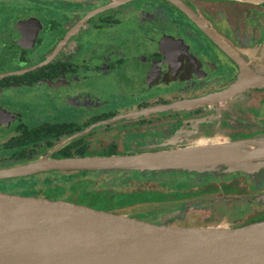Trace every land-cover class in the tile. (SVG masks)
I'll list each match as a JSON object with an SVG mask.
<instances>
[{
  "label": "flooded vegetation",
  "instance_id": "af4514ba",
  "mask_svg": "<svg viewBox=\"0 0 264 264\" xmlns=\"http://www.w3.org/2000/svg\"><path fill=\"white\" fill-rule=\"evenodd\" d=\"M16 1L24 2V9H33L41 18L17 15L10 26L3 21L0 101L2 97L17 103L23 99L16 96L18 91L41 88L57 97L60 108L74 118L66 116L72 121L53 120L28 127L19 114L5 110L0 104V167L33 161L49 152L52 159H65L62 155L67 153L85 157L137 155L192 148L200 146V141L210 142L216 137L235 141L240 140L236 139L238 136L243 139L264 136V97L253 101V95L264 93V89H249L253 92H249L247 99L240 98V92L222 101L191 108L157 110L222 92L233 85L238 74L236 65L166 1ZM178 1L234 48L246 52L264 49V4L236 0ZM240 8L244 10L240 13L241 25L237 19L230 26L228 18L240 12ZM31 59L37 60L29 64ZM188 93L190 96L185 97ZM179 94L184 96L177 97ZM115 105L133 109L120 112ZM90 126L93 127L83 133ZM45 128L50 129L45 141L22 146L23 141L19 140ZM18 153L23 156H16ZM131 172L136 174L128 180H137L139 188L156 190L163 196L156 203L131 204L165 206V210H157L159 216H154L157 223L142 221L172 224L179 214L196 213L200 208L207 212L200 226L218 222L224 215L239 214L237 218L228 217L233 221L231 228L264 220V182L260 181L264 180V169L248 176L224 174L225 168L220 167L215 175L201 178V183L183 188L158 179L161 175L196 178L197 174L173 170ZM116 180L119 178L113 181ZM84 188L61 190L67 199L57 197L59 193L52 188L31 196L53 193L54 198H44L86 205L87 199L79 198L81 191L86 194ZM72 196L76 202L70 200ZM164 212L170 214L168 219H163ZM143 214L137 212L131 217ZM254 215L262 218L248 221Z\"/></svg>",
  "mask_w": 264,
  "mask_h": 264
},
{
  "label": "water",
  "instance_id": "95a60500",
  "mask_svg": "<svg viewBox=\"0 0 264 264\" xmlns=\"http://www.w3.org/2000/svg\"><path fill=\"white\" fill-rule=\"evenodd\" d=\"M164 1L182 12L232 61L238 74L233 85L222 92L157 110L191 108L222 101L245 90L264 89L262 49L240 51L180 1ZM236 1L264 4V0ZM249 62L258 70H253ZM152 111L156 109L149 112ZM226 145L251 149L238 155H223ZM206 146L210 150L204 151ZM220 167L226 172L244 173L263 169L264 136L137 155L52 159L49 152L33 161L0 168V181L52 171L203 172ZM0 264H264V220L234 228L175 227L63 200L0 193Z\"/></svg>",
  "mask_w": 264,
  "mask_h": 264
},
{
  "label": "rangeland",
  "instance_id": "374dc122",
  "mask_svg": "<svg viewBox=\"0 0 264 264\" xmlns=\"http://www.w3.org/2000/svg\"><path fill=\"white\" fill-rule=\"evenodd\" d=\"M23 5H24V2H22V1L20 2V1H16V0H0V33L2 31L3 25H5V23H3V21L8 22L7 25L10 26L11 25L10 22H12L13 19L15 17H17V15H19L21 17H24V15H31V16L36 17V18H41L40 13L35 14V12H33V9H31V10L24 9ZM240 10H241L240 12L232 14L228 18L230 26H232L235 23V20L240 19V16H241L240 13L241 12L243 13V11H244L241 8H240ZM43 11H45V10H43ZM46 12L49 13V11H45V14H46ZM241 21H242V19H240V21H238L239 25H241V23H242ZM9 29L10 28H5L4 30L8 31ZM43 38L45 39L46 36L44 35ZM4 40H6V38H4L2 41H4ZM262 50L264 52V49H262ZM258 54H261V53L259 52ZM244 58H245V60H247L246 57H244ZM36 60L37 59H31L30 61H28V63L32 64V63L36 62ZM249 65L251 66V68L253 70H258L252 62H249ZM4 67L6 68L7 65H5ZM1 71H4V69ZM231 83H233V81ZM231 83H229V84H231ZM134 84H135V82H134ZM136 87L134 86V88H136ZM122 88L126 89L125 86ZM213 88H215V86L211 87V89H213ZM137 89H138V87L136 88V90ZM29 91L28 90H23L22 92L18 91L16 96H19L23 99L18 100L17 103H13L12 99H9L7 97H6L7 99L1 97L2 100L0 101V104L3 105L2 107L5 108V110L16 112L17 114H19V116L21 117V122L28 127H33L40 122H49V121H53V120L72 121L70 118H67L66 116H70V117L74 118L73 116L70 115L69 112H67V114H65V111L62 108H60L61 104H59L57 102V97L54 98V96L52 94H47L45 92V90H42L41 88H35V90H32L31 92H29ZM250 91H251V93L253 92L252 90H245L244 92H242V96H239V97L243 98V99L244 98L247 99L246 96L249 94ZM165 92H167V91H165ZM194 94H195V92L193 93V95ZM152 96L153 95H148L149 98H151ZM165 96L166 95H163V97H165ZM180 96L182 97L184 95L179 94L177 97H180ZM189 96H190V93H188L187 96H185V97H189ZM116 97H118V95H116ZM260 97H264V93H257L255 95H253V101L257 100L258 98L260 99ZM140 98H144V97L141 96ZM115 106L118 107L117 110H119L120 112H125V111H129V110L133 109V107L122 108L121 106H118V105H115ZM242 136L244 137V135H242ZM239 137H241V136H238L236 139H240V140L243 139V138H239ZM221 142H223V140L221 138L216 137V138L212 139L210 142H205L202 145L205 146V145H211V144H218ZM194 145H197V144L194 143ZM194 145H192V146H194ZM263 169H264V167H263ZM218 171L219 170L203 171V172L181 171V172H184L187 174H197V177L195 178L194 176L193 177L192 176L177 177V176H173V175L172 176L161 175V178H159L158 180L163 181V183H165L164 181H171V182H173L171 184V186L183 188L187 185H191V184H195V183L199 184L203 181L202 180L203 178L215 175V173ZM257 172L244 173V172L233 170L230 172H224V174L225 173L226 174L241 173L244 175L251 176V175L256 174ZM221 177H223V174ZM260 181L264 182L263 179H261ZM113 182H116V184H121L120 179L116 180V181L109 180V181H107L106 184L104 182H101L100 187L104 186L106 189H108L109 187H111ZM26 185H29V181H27V180L13 181L10 183H7V182L3 183L0 181V193L23 194V192L25 191V188L27 187ZM34 186H43V185L40 182H38ZM39 190L42 191L43 189L39 188ZM48 190H50V189H48ZM46 191H47V189H45L43 191V193H47ZM37 193H39V192H37ZM56 193L57 194L59 193V194L58 195L53 194V193L52 194H43V196L51 199V198H54V197H51L52 195H56L57 197L67 199V197L60 190H57ZM105 195H108V194L105 191H101V190H99V192H95V193L90 192L89 194H83V192L81 191L79 193V196H80L79 198H80V200L81 199L86 200L90 197H94L93 200L102 202L105 200ZM123 197H127V196H118V197L112 196L107 200L115 201L117 198L121 199ZM75 199H76L75 196H72V199H70V200L76 202ZM159 209H161L160 211L165 210V206L162 204H160V205H158V204H153V205L152 204L125 205L124 207H122L120 209H116L115 212L122 214V215H125V216H128V217H131L132 215L136 214L137 212H141V213H144L143 216L139 217V216L135 215L134 217H136L137 219H140V220H148V221H151L153 223H157L154 220V216H156V215L159 216L158 214H160V212L157 211ZM223 210H221V211H223ZM223 212H226V211H223ZM227 212H228V210H227ZM238 212L240 213V211H238ZM206 215H207V212L203 211V209L200 208L199 210L196 211V213H188L186 215H182V213H181L178 216V220L173 221L172 224H165V225H171V226H175V227L219 226V227H228L229 228V227H231V224L233 222V221L228 220V217H231V216L226 217L224 215L222 217V219H220V221H218V222L212 221V222H209L205 226H203V225L200 226V223L204 222ZM241 215H242V212L240 213V216ZM162 216H164L163 219H168L170 217V214H168V212H164V214ZM238 216H239V214L234 215L231 217V219L237 218ZM261 218L262 217L260 215H254L253 217L249 218L248 221L255 222V221H259ZM236 223H239V222H236Z\"/></svg>",
  "mask_w": 264,
  "mask_h": 264
},
{
  "label": "trees",
  "instance_id": "16d2710c",
  "mask_svg": "<svg viewBox=\"0 0 264 264\" xmlns=\"http://www.w3.org/2000/svg\"><path fill=\"white\" fill-rule=\"evenodd\" d=\"M49 128H45L39 131L34 132V134H28L26 138L19 140L23 141L22 146H25L27 144H40L41 141H45L49 137ZM15 141V140H13ZM231 141V140H229ZM49 146V145H48ZM63 154V153H62ZM16 156H23V153H18ZM85 157L83 154L78 155H72L70 153L63 154L62 157L64 158H71V157ZM114 156V155H112ZM15 165V164H14ZM12 166V164H8L5 166H2L0 168L9 167ZM92 173L96 176H92ZM83 172V171H77V172H67L66 175L61 174V172H49L41 175H33L29 177H23L18 179H12V180H5L1 181L3 183L7 182H13V181H29V185H26L25 191L23 194L20 195H26L31 196L37 194L39 190L36 189L34 186L36 183L40 182L43 186V189H50L53 190H76L79 188H82L85 186L84 190H87L86 194L95 193L101 191H105L108 195H105V200L100 202L93 200L94 197H90L86 200L85 204L89 207H92L94 209L98 210H105V211H114L115 209H120L124 207L125 205H131V204H137V203H156L154 201H157L159 199H163V196L161 193L157 192H149L147 191L146 187L139 188L136 186L137 180L131 181L128 180L129 177H131L132 174H136L135 172L131 171H118V170H106V171H94V172ZM103 173V174H102ZM75 174V176H74ZM102 174V175H101ZM54 175L57 178L50 179L49 176ZM104 177V178H103ZM116 178H119L121 181V184H116V182H113L111 187L106 189L104 186L99 187V184L101 181H105L107 183L108 180H115ZM105 185V184H104ZM107 186V185H106ZM89 190V191H88ZM27 192V193H26ZM167 195H175V194H168ZM115 196H127L123 198H117L115 201L107 200L110 197ZM161 201V200H160ZM158 202V201H157Z\"/></svg>",
  "mask_w": 264,
  "mask_h": 264
},
{
  "label": "bare ground",
  "instance_id": "6f19581e",
  "mask_svg": "<svg viewBox=\"0 0 264 264\" xmlns=\"http://www.w3.org/2000/svg\"><path fill=\"white\" fill-rule=\"evenodd\" d=\"M198 144H203V141H200ZM201 147V146H199ZM205 149H209V146L204 147L203 150L206 151ZM251 149L250 146H244V147H236V146H230L226 145V147L221 151V154L223 155H238L241 153H244L246 151H249ZM210 150V149H209Z\"/></svg>",
  "mask_w": 264,
  "mask_h": 264
}]
</instances>
